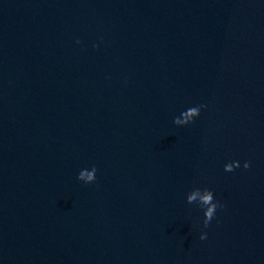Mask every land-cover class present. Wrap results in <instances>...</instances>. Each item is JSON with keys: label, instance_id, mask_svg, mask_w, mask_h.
<instances>
[{"label": "water", "instance_id": "1", "mask_svg": "<svg viewBox=\"0 0 264 264\" xmlns=\"http://www.w3.org/2000/svg\"><path fill=\"white\" fill-rule=\"evenodd\" d=\"M0 264H264V0H0Z\"/></svg>", "mask_w": 264, "mask_h": 264}, {"label": "clouds", "instance_id": "2", "mask_svg": "<svg viewBox=\"0 0 264 264\" xmlns=\"http://www.w3.org/2000/svg\"><path fill=\"white\" fill-rule=\"evenodd\" d=\"M192 110L195 111V109H192ZM248 166H249V165H248V162L245 161L244 168H248ZM88 179H89V180L92 179L91 174H89ZM209 211H211V210H209ZM205 237H206L205 235H202V236L200 237V239L203 240V239H205Z\"/></svg>", "mask_w": 264, "mask_h": 264}]
</instances>
